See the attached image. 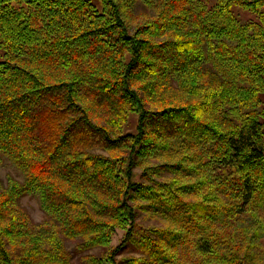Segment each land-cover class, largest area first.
<instances>
[{"label": "trees", "instance_id": "1", "mask_svg": "<svg viewBox=\"0 0 264 264\" xmlns=\"http://www.w3.org/2000/svg\"><path fill=\"white\" fill-rule=\"evenodd\" d=\"M0 152V264H264V0H0Z\"/></svg>", "mask_w": 264, "mask_h": 264}, {"label": "rangeland", "instance_id": "2", "mask_svg": "<svg viewBox=\"0 0 264 264\" xmlns=\"http://www.w3.org/2000/svg\"><path fill=\"white\" fill-rule=\"evenodd\" d=\"M134 130V126H131ZM9 179H16L18 181L24 180V175L19 170V168L3 153L0 152V180L3 182V184H7ZM22 207L26 210V212L29 213V215L32 217V219L36 222H41L44 218V212L41 206V201L38 196L36 195H26L21 200ZM145 225L150 224L151 222H154L152 220H143ZM124 232L119 231L115 237L113 238L112 246L116 247L121 242V238L123 237ZM69 250H72L73 252V258H75V264H81V262L77 261V257L79 252V249H77L76 245L74 243H70L68 245ZM140 248L135 246H130L124 251L120 252L119 255L116 257L119 262L125 261L127 259L131 258H137L140 257ZM88 253V252H87ZM98 252H92L90 254H95ZM104 264H110L108 261H105ZM187 264V263H183ZM194 264V263H193Z\"/></svg>", "mask_w": 264, "mask_h": 264}]
</instances>
